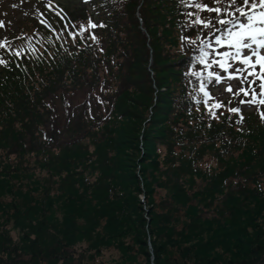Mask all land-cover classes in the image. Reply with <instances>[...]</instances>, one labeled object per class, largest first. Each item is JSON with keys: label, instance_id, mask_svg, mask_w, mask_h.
Masks as SVG:
<instances>
[{"label": "trees", "instance_id": "1", "mask_svg": "<svg viewBox=\"0 0 264 264\" xmlns=\"http://www.w3.org/2000/svg\"><path fill=\"white\" fill-rule=\"evenodd\" d=\"M79 3L60 1L64 16L106 25L98 42L26 18L40 74L0 66V264H89L110 247V264H264V105L229 92L219 110L240 112L205 111L180 0Z\"/></svg>", "mask_w": 264, "mask_h": 264}, {"label": "snow or ice", "instance_id": "2", "mask_svg": "<svg viewBox=\"0 0 264 264\" xmlns=\"http://www.w3.org/2000/svg\"><path fill=\"white\" fill-rule=\"evenodd\" d=\"M82 2L89 3V0H82ZM180 3L184 7L194 10L185 11L184 16L187 18L185 27L188 31L196 29L197 39H188L186 36L181 39L184 43L192 46V52L194 53L188 58L189 67L186 69L185 74L194 77L198 81L197 90L202 93L198 102L206 104V98H210V93L205 89L214 83H221L225 79L220 72L214 70L218 67L224 73H229V69H232V73H229L226 79H239L240 85H243L238 87L235 96H243L247 99H239L238 104L253 105L258 102L260 105H264V99L257 101V96L264 97V82L259 83L258 89L255 86L258 80H264V55L261 54V50L264 49V11L260 12L259 19H256L245 10L249 6L255 9L257 7L256 0H180ZM213 3L215 6H210ZM259 5L264 8V0H259ZM203 12L216 13V16L215 18L205 17L201 14ZM56 15L61 16V13L57 12ZM225 16L228 18L225 19ZM65 18V16H61V19ZM67 19L69 23L63 27L67 30V36L73 41L80 37L82 40L91 39L93 42H98V38L91 30L106 27L104 24H96L91 18L87 19V23L80 22L78 24L72 23L70 17H67ZM41 23L44 24L45 21L41 20ZM217 23L221 27L215 28ZM0 25H2V22H0ZM201 25L210 34L207 39L201 38L203 35L199 29ZM47 27L52 28L51 24H48ZM214 28L215 31H213ZM73 29L77 30L74 31ZM56 35L59 37L61 33L58 32ZM48 42L51 44V39ZM225 44L234 51L217 52L215 50L216 47H224ZM29 48V52H24L21 49L14 48L10 42L0 41V51L12 55L17 67L26 58L38 57L35 48L31 45H29ZM217 56L222 59H216ZM253 58H255V61H253ZM237 63L242 67H236ZM9 64V61L0 57V66L7 68ZM194 65L202 66L203 70H195ZM258 65L260 71L255 72L254 69ZM244 73H247V75H244ZM226 91L231 93L233 89L229 85ZM211 107L219 108L221 105L216 103ZM230 111L238 113L241 109L234 106L230 107ZM209 114L214 115L211 109H209Z\"/></svg>", "mask_w": 264, "mask_h": 264}, {"label": "rangeland", "instance_id": "3", "mask_svg": "<svg viewBox=\"0 0 264 264\" xmlns=\"http://www.w3.org/2000/svg\"><path fill=\"white\" fill-rule=\"evenodd\" d=\"M63 5L67 8V10L71 13H73L74 11H76L75 8H77L78 6H83L79 3V0H61ZM48 2V5H51V8L47 5L46 7L49 8V13L50 16L54 17L56 21H58L60 18L59 16L53 15L54 12V5L55 3H57V0H0V22H2V25H0V41H4V42H9V41H15L16 46H13L16 49H21L24 52H29L30 48L29 45L30 44L32 46V42H25L26 38V34L27 32L24 31L23 29L20 28L22 22L24 19L31 18L30 16H33L32 18H37L39 16V13L42 12L39 10V4L42 6V3ZM257 2V7L255 9H252L250 6L246 7L245 10L249 15H253L254 18L259 19V14L260 12L264 11V8H261L259 5V0H256ZM210 6H215V4H211ZM242 7H244L243 5H241ZM64 8V7H63ZM252 9V10H250ZM234 12V10H233ZM65 12L62 11V15ZM216 13H211V17L215 18ZM42 17V16H40ZM209 17V15H208ZM225 19H227L228 17L225 16ZM62 20V19H60ZM49 24L52 25V23L50 22L49 19ZM220 26L218 23L215 25V27ZM221 27V26H220ZM22 30V31H20ZM67 31V30H66ZM16 32V33H15ZM15 33V34H14ZM7 37V38H6ZM24 39V40H23ZM24 42V43H23ZM12 44V43H11ZM18 44V45H17ZM33 48H35L36 52L38 53L39 50L32 46ZM165 47H169L167 45H165ZM174 48V46H173ZM4 54H6L9 58L6 60H9L10 62V66H15L16 65V61L13 58L12 55L7 54L3 51H0V57H2ZM261 54L264 55V49L261 50ZM3 58V57H2ZM42 56H39L36 58V56H31L29 58L24 59L21 63L20 66L17 67L16 69H23L24 66H29V70L35 72L36 74H40V68L42 66ZM253 61H255V58H253ZM236 67H242V65H239L238 63L235 65ZM200 68H203L202 66H199ZM184 70H186V68H184ZM216 71V69H214ZM229 73H232V69H230ZM229 73H224V81L220 84H218L214 89L213 92L211 91L212 86L206 88V91H210V98L206 99L207 103L204 104L203 106L205 107V111L207 113H209V109H211V112L214 113V115H210L211 117H213L214 119H219L220 116L223 115V112H227L230 113V107L229 110H223L220 111L219 108H212L211 106L213 104L216 103H221V101L225 100L229 95H228V91H226V88L230 85L233 89V92L238 91V87L239 86H243L240 85L239 79H232V80H228L226 79V77L229 75ZM234 74V73H233ZM244 75H247V73H244ZM256 86V85H255ZM257 88V86H256ZM231 92V93H233ZM264 99V97H262ZM221 105V104H220ZM242 105H246L247 104H242ZM262 113V115H264V113L262 111H260ZM240 114V113H239ZM147 121V119H146ZM222 125V124H220ZM178 147H176V150ZM143 153V151H142ZM209 165L215 166V161L214 159H212L211 157H203V161L201 162V166L203 168H207ZM234 183V181H233ZM202 187V185H200ZM26 187H24L25 189ZM51 191L55 192L54 189H52ZM163 190H159L156 194V197L159 198L162 194H163ZM52 193V192H51ZM139 197H141V199L143 200V194H140ZM10 198H8L7 200H9ZM5 199V201H7ZM9 204H11V200L10 202L8 201ZM18 204H21V201L17 202ZM60 215V214H59ZM11 235L13 236V238H18L19 233L17 232V230H11ZM82 244H87V237L84 234L83 238L81 240ZM150 247V246H149ZM78 252L80 251V247L77 248ZM77 252V253H78ZM120 252L118 249L114 248V247H110V248H105L101 250V253L99 255H96V258L94 260H91L89 264H110L113 261L119 260L120 259ZM151 257V264H155L154 263V258L153 256ZM86 264V263H83Z\"/></svg>", "mask_w": 264, "mask_h": 264}, {"label": "bare ground", "instance_id": "4", "mask_svg": "<svg viewBox=\"0 0 264 264\" xmlns=\"http://www.w3.org/2000/svg\"><path fill=\"white\" fill-rule=\"evenodd\" d=\"M37 20V19H36Z\"/></svg>", "mask_w": 264, "mask_h": 264}]
</instances>
